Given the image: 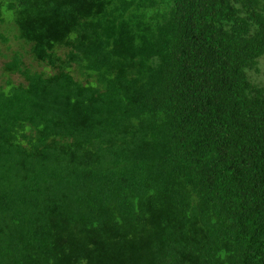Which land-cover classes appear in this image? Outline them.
Wrapping results in <instances>:
<instances>
[{
  "label": "trees",
  "instance_id": "obj_1",
  "mask_svg": "<svg viewBox=\"0 0 264 264\" xmlns=\"http://www.w3.org/2000/svg\"><path fill=\"white\" fill-rule=\"evenodd\" d=\"M262 60L264 0H0V264H264Z\"/></svg>",
  "mask_w": 264,
  "mask_h": 264
},
{
  "label": "rangeland",
  "instance_id": "obj_2",
  "mask_svg": "<svg viewBox=\"0 0 264 264\" xmlns=\"http://www.w3.org/2000/svg\"><path fill=\"white\" fill-rule=\"evenodd\" d=\"M27 61H30V59L28 58ZM260 69H261V73L259 75H256L254 79L258 82L264 83V60H262L261 62Z\"/></svg>",
  "mask_w": 264,
  "mask_h": 264
}]
</instances>
